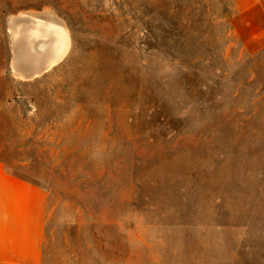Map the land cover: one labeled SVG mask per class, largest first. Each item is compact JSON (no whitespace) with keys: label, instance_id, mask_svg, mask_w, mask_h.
Returning <instances> with one entry per match:
<instances>
[{"label":"rangeland","instance_id":"rangeland-1","mask_svg":"<svg viewBox=\"0 0 264 264\" xmlns=\"http://www.w3.org/2000/svg\"><path fill=\"white\" fill-rule=\"evenodd\" d=\"M188 3L0 0V158L48 194L42 264H264V45Z\"/></svg>","mask_w":264,"mask_h":264},{"label":"crops","instance_id":"crops-1","mask_svg":"<svg viewBox=\"0 0 264 264\" xmlns=\"http://www.w3.org/2000/svg\"><path fill=\"white\" fill-rule=\"evenodd\" d=\"M230 5L234 31L245 46L252 42L263 46L264 0H230ZM49 29L54 32L53 27ZM18 61L16 54L12 72L24 80L37 78L54 65L53 59L46 67L28 63L20 68ZM47 205L45 189L11 173L0 161V264H42Z\"/></svg>","mask_w":264,"mask_h":264},{"label":"trees","instance_id":"trees-1","mask_svg":"<svg viewBox=\"0 0 264 264\" xmlns=\"http://www.w3.org/2000/svg\"><path fill=\"white\" fill-rule=\"evenodd\" d=\"M224 1V0H222ZM230 1V0H229ZM189 6H181L182 14L186 15V13H189V17H194V0H189L188 3ZM231 6H223V13L228 16V25H230V20H231V13L229 12V9ZM152 25L150 23L144 24V33L145 36L148 38V40L155 42V45L152 46L153 50H158V45H159V38L161 35H168L170 30L162 28L161 26H155L154 20L152 18ZM230 28V26H229ZM158 30L161 31V34L158 33ZM231 31V29H230ZM175 32L176 35L173 36L174 38H170L169 40H185L187 38L194 37V22H187L184 18L181 19L180 22L175 25ZM173 56V55H172ZM0 161L5 164V162L0 158ZM6 165V164H5Z\"/></svg>","mask_w":264,"mask_h":264},{"label":"bare ground","instance_id":"bare-ground-1","mask_svg":"<svg viewBox=\"0 0 264 264\" xmlns=\"http://www.w3.org/2000/svg\"><path fill=\"white\" fill-rule=\"evenodd\" d=\"M59 37L60 38L57 43V48L55 49L56 52H55V57H54V64L64 57L68 49V41H67L65 32L62 28L59 31Z\"/></svg>","mask_w":264,"mask_h":264}]
</instances>
